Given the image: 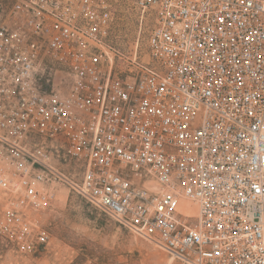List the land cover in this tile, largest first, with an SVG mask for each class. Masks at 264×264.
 Returning a JSON list of instances; mask_svg holds the SVG:
<instances>
[{
	"label": "built area",
	"instance_id": "1",
	"mask_svg": "<svg viewBox=\"0 0 264 264\" xmlns=\"http://www.w3.org/2000/svg\"><path fill=\"white\" fill-rule=\"evenodd\" d=\"M14 0L0 26V237L50 242L65 188L169 264H264V0ZM128 1V0H126Z\"/></svg>",
	"mask_w": 264,
	"mask_h": 264
},
{
	"label": "rangeland",
	"instance_id": "2",
	"mask_svg": "<svg viewBox=\"0 0 264 264\" xmlns=\"http://www.w3.org/2000/svg\"><path fill=\"white\" fill-rule=\"evenodd\" d=\"M135 0L113 7L110 44L123 57L116 70H125L134 52L143 58L147 22L140 20ZM14 0H0V26L9 23ZM2 200H0V218ZM51 236L47 246L30 256L19 255L0 237V264H169V256L151 243L122 230L100 209L61 189L52 208L41 216Z\"/></svg>",
	"mask_w": 264,
	"mask_h": 264
}]
</instances>
